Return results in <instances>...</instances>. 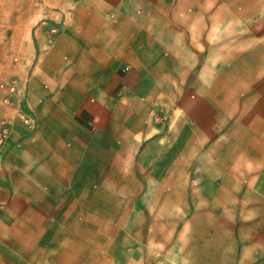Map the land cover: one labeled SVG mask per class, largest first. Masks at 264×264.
Listing matches in <instances>:
<instances>
[{"label":"crops","instance_id":"obj_1","mask_svg":"<svg viewBox=\"0 0 264 264\" xmlns=\"http://www.w3.org/2000/svg\"><path fill=\"white\" fill-rule=\"evenodd\" d=\"M2 121L17 264H264V0H0Z\"/></svg>","mask_w":264,"mask_h":264},{"label":"rangeland","instance_id":"obj_2","mask_svg":"<svg viewBox=\"0 0 264 264\" xmlns=\"http://www.w3.org/2000/svg\"><path fill=\"white\" fill-rule=\"evenodd\" d=\"M166 198L168 199V196H164V195H159L158 196V201H160V203L162 202V204H164V206L166 205ZM169 200V199H168ZM164 232V230L162 231ZM162 232L159 230L158 231V227H149L147 229V233L148 235H152L157 236L161 235ZM12 233V229L11 228H0V264H17V260H16V249L13 248V244L11 243H6V240L11 236ZM167 234V233H165ZM9 240V239H8ZM164 247H168L170 245H163ZM119 248H121V246L118 245ZM160 247V245H158V243L156 244H147L144 246V251L142 253V257H132V259L130 260L131 264H158V262H160V260H162V253L159 249L158 252V248ZM119 250L118 248L116 249V258L114 261V264H127L128 261L126 260V258H121L122 254H119L118 252L121 253V251H117Z\"/></svg>","mask_w":264,"mask_h":264},{"label":"built area","instance_id":"obj_3","mask_svg":"<svg viewBox=\"0 0 264 264\" xmlns=\"http://www.w3.org/2000/svg\"><path fill=\"white\" fill-rule=\"evenodd\" d=\"M3 104L6 107H10L11 106V102L8 99H4L3 100ZM23 122L26 125H30V123H31L30 117L25 116L23 118ZM7 136H8V131H7V128L5 127V123L2 121V122H0V143H2L7 138Z\"/></svg>","mask_w":264,"mask_h":264}]
</instances>
